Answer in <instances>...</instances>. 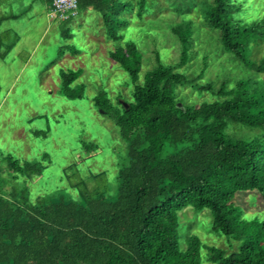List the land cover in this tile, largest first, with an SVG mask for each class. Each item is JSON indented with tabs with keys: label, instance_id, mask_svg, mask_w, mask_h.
<instances>
[{
	"label": "trees",
	"instance_id": "16d2710c",
	"mask_svg": "<svg viewBox=\"0 0 264 264\" xmlns=\"http://www.w3.org/2000/svg\"><path fill=\"white\" fill-rule=\"evenodd\" d=\"M138 6L137 17L142 19L147 0ZM134 7L126 0H79V15L93 10L102 16L107 36L115 43L110 58L134 87L130 101L120 94L113 103L105 90L94 99L99 115L114 124L126 145L125 157L118 156L114 193L107 187L90 192L85 181L72 185L80 189L78 199L55 192L32 202L26 190L7 191L3 182L0 264H203L197 236L180 242L179 213L188 207L208 211L214 233L241 243L230 254L207 248L213 264H264V218H245L235 203L249 193L264 205V83L228 80L216 88L198 83L207 66L197 79L179 73L192 50V22L187 34L181 26L173 30L182 45L181 60L158 66L139 83L143 56L121 35L126 14ZM238 7L235 0H210L199 11L205 24L219 32L225 54L262 75L264 55L258 61L249 55L253 46L264 42V18L244 23L236 19ZM80 74L62 75L63 97L83 99V87L71 88ZM188 86L217 99L186 105L177 95L179 88ZM241 130L256 135H237ZM81 144L86 159L100 149L95 142ZM7 159L13 179L24 181L41 177L51 163L48 155L32 163ZM105 176L91 174L88 180Z\"/></svg>",
	"mask_w": 264,
	"mask_h": 264
},
{
	"label": "rangeland",
	"instance_id": "374dc122",
	"mask_svg": "<svg viewBox=\"0 0 264 264\" xmlns=\"http://www.w3.org/2000/svg\"><path fill=\"white\" fill-rule=\"evenodd\" d=\"M126 1L135 7L126 14V28L121 35L124 43L134 42L143 56L139 83L158 66L175 65L181 60L182 45L173 30L181 26L187 34L186 27L191 22L193 46L188 64L177 69L179 73L197 79L207 66L198 83H210L216 88L228 80L232 84L246 79L264 83V74L257 75L225 54L219 32L205 24L199 8L210 0H147L142 19L137 17L140 0ZM235 1L239 5L236 19L250 24L264 18V0ZM50 14V0H0V184L5 182L7 191L26 190L32 202L55 192L78 199L80 189H73L72 185L85 181L90 192L107 187L114 193L118 156L125 157L126 145L114 124L99 115L94 99L105 90L113 103L120 94L130 101L133 82L111 60L115 43L109 40L98 12L82 11L68 23L53 19ZM263 55L264 42H260L252 47L249 56L251 61H258ZM77 71L81 74L71 88L80 91L83 87L85 94L83 99L70 100L60 93L62 75ZM178 90V99L189 106L217 99L210 92L200 93L191 86ZM236 134L256 135L248 130ZM82 140L95 142L100 149L86 159ZM170 150L175 152L176 148ZM45 155L51 163L33 181L22 177L14 180L8 171L7 158L32 163L40 162ZM102 172L105 180H88L91 174ZM235 203L245 218H264V205L256 194H241ZM179 217L180 242L197 236L202 242L203 264H213L206 257L207 248L230 254L241 245L234 238L212 231L208 211L197 212L188 207Z\"/></svg>",
	"mask_w": 264,
	"mask_h": 264
},
{
	"label": "built area",
	"instance_id": "2783aa9c",
	"mask_svg": "<svg viewBox=\"0 0 264 264\" xmlns=\"http://www.w3.org/2000/svg\"><path fill=\"white\" fill-rule=\"evenodd\" d=\"M79 15V0H53L50 16L53 19L66 22Z\"/></svg>",
	"mask_w": 264,
	"mask_h": 264
}]
</instances>
